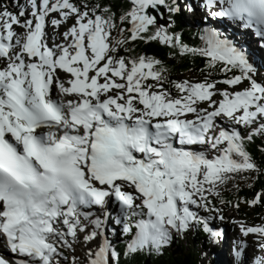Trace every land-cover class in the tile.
<instances>
[{
  "label": "snow or ice",
  "instance_id": "1",
  "mask_svg": "<svg viewBox=\"0 0 264 264\" xmlns=\"http://www.w3.org/2000/svg\"><path fill=\"white\" fill-rule=\"evenodd\" d=\"M29 3L30 8H25L17 2L19 11H9L7 4L0 3V58H7L0 70V236L6 241V250L21 257L14 264H60L56 244L71 247L67 237L75 239L78 230L85 232L86 242L98 234L103 237L101 217L81 209L92 205L103 209L109 195L119 201L125 219L129 214L142 217L135 220L136 232L127 242L125 257L143 251L159 253L171 240L169 229L184 232L192 223L203 225L215 240L219 233L189 205L207 209L205 183L207 191H214L217 182L225 183L234 174L258 171L244 142L257 134L264 136V84L253 79L255 69L244 51L209 27L201 30L203 48L182 45L179 35L169 34L163 26L142 35L156 24L149 9L164 6L175 13L178 8L167 0H131L130 10L119 17L132 24L128 39H159L162 44L179 47L181 53L208 57L209 67L219 62L222 72H240L219 82H174L185 95L173 98L161 84L165 69H154L161 64L159 60L142 55L125 61L110 54L126 43L123 38L112 47L106 43L110 30L116 27L110 8H94L90 15L87 5L81 11L69 0ZM217 5L219 10L211 11ZM205 6L210 15L237 22L264 40V0H205ZM53 12L63 19L74 13L76 20L63 33L65 41L71 37L72 42L54 44L56 51L43 42L46 17ZM60 23L51 19L52 25ZM14 25L25 29L22 37L13 31ZM14 37H18L15 48ZM88 49L90 55L85 54ZM102 60L105 63L97 67ZM57 68L74 77L68 81L70 87L56 76ZM90 69L95 74L89 75ZM100 76L104 83L98 82ZM114 77L125 82L117 83ZM149 78L157 84L142 83ZM243 80L249 85L240 91L216 88V83L233 86ZM54 84L63 95L77 99L67 103L54 100L50 95ZM154 87L161 90L148 91ZM112 89L118 90L115 95L108 94ZM216 94L219 101L213 99ZM197 102L208 106L199 108ZM188 113L195 118H186ZM217 117L252 131L242 135L235 128L226 130L216 123ZM154 118L162 119L153 122ZM217 128L213 134L211 130ZM177 133L181 144L206 141L217 149L226 142L227 147L221 148L215 159H208L204 153L174 147L171 139ZM117 181L134 187L137 195L122 191ZM196 195L201 197L199 201ZM262 196L264 193H257L246 203L256 204ZM134 199L140 203L134 204ZM81 217L91 225V231H86ZM129 230L125 223L122 233ZM241 232L244 236L255 234L260 239L259 249L264 251V225H241ZM242 255L243 246L234 250L237 264ZM88 256L87 264H110V259L111 264H120L119 253L106 237ZM0 264L11 262L0 257ZM254 264H264V257H256Z\"/></svg>",
  "mask_w": 264,
  "mask_h": 264
},
{
  "label": "trees",
  "instance_id": "2",
  "mask_svg": "<svg viewBox=\"0 0 264 264\" xmlns=\"http://www.w3.org/2000/svg\"><path fill=\"white\" fill-rule=\"evenodd\" d=\"M69 2L78 6L81 11L86 10L85 5H87V10L90 15L94 8H110L115 17L114 23L116 27L110 30L109 44L114 45L117 38H123L126 41V43L116 46V51L110 54L114 57H123L125 61L142 55L159 60L161 64L154 65V69H159L160 67L165 69L162 73L164 79L161 81V84L163 89L170 92L171 96L174 98L184 95L183 93L178 92L174 87V82L180 83V78L186 77L187 75L194 74L200 77L203 81L207 79L209 82H219L226 78H230L233 74H240L238 69H233L228 73L222 72L220 70L222 64L219 62L215 67H209L208 57L198 53H181L179 47L162 44L159 39H136L134 41L128 39L131 34L128 29L132 27V24L127 21L121 22L119 20L120 15L125 11L130 10L132 6L128 0H69ZM0 3L7 4L11 11L18 9L15 4L16 0H0ZM167 3L173 7H177L176 0H167ZM97 14L103 15L100 11H97ZM166 18L167 21L171 23V26L167 28L163 26L164 29L169 34L179 35L182 45H187L188 48L206 47L205 42L201 38V30L204 26L200 25L197 27L187 21L182 13L178 11L170 13L167 8ZM159 27L161 26L150 25L149 32L142 35H150ZM120 29H124V31L121 32ZM251 75L253 79L256 80L255 72ZM150 81L157 84L154 80ZM243 81L246 86L249 85V81ZM216 86L226 87L227 85L216 83ZM248 132H250V130ZM248 132L242 131L241 134L245 135ZM244 143L246 150L256 163L258 171L234 174L236 179L243 182L242 184H237L234 190H219L218 195L216 194L207 199V209L198 206L197 208L202 215L209 218L210 215L222 207V210L220 211L223 224H227L229 221V217H227L228 212L236 211L251 227L264 225V196H262V199L256 204L246 203V201L253 200L257 193H264V151H261V149L264 148V136L257 134L251 141L245 140ZM221 201L224 202L222 203ZM237 204L239 205L238 207ZM139 217L140 216L133 217L132 221H135ZM129 226L131 234L134 235L136 231L135 228L131 224ZM194 229L195 234L191 241L189 239L176 238L172 243V248L163 247L159 253L143 251L125 257L124 251L127 242L130 241L133 236L131 237L128 233H122L120 228L115 230L116 233L112 232L113 235L110 244L119 253L120 264H214L208 259H202L203 257L201 255L200 247L214 246L215 240L210 239L208 233L204 231L203 225L195 223ZM213 251L215 252L216 250ZM66 258L71 262L69 256H66Z\"/></svg>",
  "mask_w": 264,
  "mask_h": 264
},
{
  "label": "rangeland",
  "instance_id": "3",
  "mask_svg": "<svg viewBox=\"0 0 264 264\" xmlns=\"http://www.w3.org/2000/svg\"><path fill=\"white\" fill-rule=\"evenodd\" d=\"M179 1L182 2L181 8H183L182 5L184 4V0H179ZM186 1L191 2V1H194V0H186ZM203 1H205V0H203ZM17 2L20 5H23L25 8H30L29 0H19V1L16 0V3H15L16 5H17ZM50 2H51V0H50ZM202 2H201V4H202ZM203 4H205V2ZM202 7H203V5H202ZM181 8L178 9V11L183 14V12L181 11ZM198 8H200V7H198ZM9 11H11V10H9ZM13 11H19V9H15ZM192 12H195V11H192ZM187 14L188 13L184 14V18L185 19L190 18L191 15H192V17H193L194 20H195L196 17H198L195 14H189V15H187ZM29 16H30V12H29ZM51 17L49 18V23L47 25L48 26V34L53 35V36L55 35V37H58V36L59 37L57 38V41L56 40H52L51 43H50L49 42L50 39H51V36H50V37H48L47 41L52 45V47H53L54 44H56V45H64L63 43L65 42V39L63 37V33L66 32L70 27H72L76 23L75 14L74 13L73 14H70L67 17V19H63L59 15L58 12H55ZM53 17L55 19L61 20V23L59 24L58 28H56V25H52L51 24V19H53ZM170 26H171V23H167L166 26H164V27L167 28V27H170ZM19 28H21V27L14 25L13 26V31L15 33H17V34H20L19 36L21 37V36H23L24 33H19ZM22 31H24L23 28H22ZM15 39L16 38L14 37V40ZM69 39L72 41V38L71 37H69ZM107 40L108 41L110 40V36L108 37ZM51 45H50L49 48H51ZM109 46L112 47L113 45H110L109 44ZM15 47L16 46H15V43H14V48ZM90 52H91V50L88 49V50H86V53L85 54L86 55H90ZM108 54L109 53H106L105 55H108ZM103 63H104V61H103ZM102 65H100V66H102ZM144 71L147 72L148 70L147 69H144ZM93 74H95L94 71H93ZM93 74H90V75H93ZM108 75L111 76V73H108ZM113 79L117 83H123V81L119 77H114ZM150 80L151 79L149 78L148 80L142 81V83H144V84H152V85L155 86L156 84L154 82L150 81ZM183 81H188L190 84L204 82L200 77H198L197 75H194V74H192V75L190 74V75H187L186 77L180 78V82H183ZM98 82L99 83H104V77L103 76L98 77ZM258 82L264 84V81L258 80ZM244 85H246V84H245L244 81H242L241 84H239V85H233V86H228L227 85L226 87H217L216 86V88L217 89H226L229 92H233V91H240V90H242L243 87L245 88ZM160 90H161L160 87H154L152 89H148L149 92H151V91H157V92H159ZM117 91L118 90H116V89H112L108 94L109 95H115V93ZM105 95L103 96V98H105ZM132 95H137V94L136 93H133ZM213 99L219 101L221 99V97L219 96V94H216V95L213 96ZM207 106H208L207 102H197V107H199V108H207ZM188 115H190L189 117H195V114H192V113H188ZM159 119H162V118H154L153 122H155L156 120H159ZM223 125L226 126V130H230L229 129L230 126H231V128H235L237 131H244V130L247 131L248 130V128H246L244 125H237V124H234V123H229L228 121L225 122L224 120H223ZM251 131H252V129H250V132ZM225 144H226L225 146H227V143L226 142H225ZM220 149L221 148H219V150H218V154H220ZM209 151H210V149L209 148H205V147H203V148H201V149L198 150V152H201V153L204 152L205 154L207 153L208 154V159H215V157L217 155L215 156L213 154H209ZM242 183L243 182L241 180H238V179H236L234 177L233 179L228 180V181H226L225 183H222V184L219 183V182H217V187H216V189L214 191H207V189L209 188V185L207 183H205L204 184V188L206 189V191L203 193V195H204V197H206L208 199V198L213 197L214 195H216V193L219 190H223V191L234 190L236 188V185L237 184H242ZM129 189H130V187H129ZM129 189H126L124 191H127V192L129 191V193H132L134 196L137 195V193L135 192L134 187H131L130 190ZM109 196L110 197H107V199L105 200V203L103 205V209L97 207L98 212H97L96 216H100L102 220L104 218V215H102V212L107 211L108 206H110L111 209L113 210V205L114 204H117V200L115 199V197L112 196V195H109ZM195 198L198 201L201 199V197L199 195H196ZM133 202H134V204H139L140 203V200L134 199ZM189 207H190V210L196 212L199 217L204 218V219H207V222H208L209 226L214 231H219L220 230L221 232H224L223 233V236L219 237L218 238V241L216 240V244L218 243V248H217L218 249L217 250L218 252H219V246H221V243L225 239V234H226V237L227 236L228 237L230 236L229 237L230 241H231V239H233V241L235 240L234 243L232 242L233 245H235V247L237 246V239L239 237H241V238L244 239V241L246 243H249L250 244L249 251H251L253 253V255H256L257 257L264 256V251H261L259 249V247H258V244L260 242V239L255 234H251L250 233L248 236H244L243 233L241 232V225H244L245 226V225H247V223L244 220V218H242L240 216V214H238L236 211H229L228 214H227V217H229L230 220L228 221L227 224H222V216H221V211H220V210H222V207L220 209H218V211H215L212 215H210L209 218H207L204 215H202L200 213V210L196 207V205H189ZM115 217L116 218H120V219H123L124 218V216L121 213L118 214V211H117V215ZM82 223L87 225V222L86 221H82ZM122 227H123V225H122ZM194 227H195V223H192L189 226V228L187 230H185L184 232H177V231H175L173 229H169V231L171 232V240H170L169 244L168 245H165L164 247L172 248V243L174 242V240L176 238H179V239H189L191 241L192 238H193V236H194V234H195ZM86 231H91V225H87L86 226ZM84 235H85V232H80L78 230L77 231V236H76L75 239H73L70 236L67 237V240H68L69 244L71 245V247H67V246H64V245L59 244V243L56 244L59 252L61 253V255L58 257V259L60 261V264L61 263L62 264H73V261H75V264H87V261L89 259L88 253H89L90 250L87 249V248H83L84 250H82V248H81V245H82L81 243L83 241H85L84 240ZM221 238H223V240ZM101 240H102L101 239V236L98 234L97 237L94 240L87 241V242L94 241L93 248H92L93 253L96 250H98V247H99V244H100L99 242ZM230 244H231V242L224 241L222 245L223 246L226 245L228 247V245H230ZM238 247H239V245H238ZM212 248L213 247H211V246L210 247H208V246L202 247L201 246L200 247V251H201V255L203 257L202 259H205L206 260L208 258L210 261L212 259L213 260V263L215 264V261H216L217 256H215V252L214 251H211V253H210V250ZM229 249H230V246L223 252L224 255L227 257L226 264H236V261H235V258H234V249L231 250V251H229ZM243 253H245V252L243 251ZM80 254H82L83 257ZM66 256H69L71 258V262L68 261V259L66 258ZM54 264H55V262H54Z\"/></svg>",
  "mask_w": 264,
  "mask_h": 264
},
{
  "label": "bare ground",
  "instance_id": "4",
  "mask_svg": "<svg viewBox=\"0 0 264 264\" xmlns=\"http://www.w3.org/2000/svg\"><path fill=\"white\" fill-rule=\"evenodd\" d=\"M201 0H194V1H191V2H189V1H186V0H184V4L182 5L183 6V8H184V10L185 11H189V12H192V11H195V12H201V11H204L205 13H210V10L205 6V4H203L204 2H202V4H201ZM202 5H203V7H202ZM198 7H200V8H198ZM211 11H213V10H211ZM55 12H53V13H49L48 14V16L46 17V21H45V28H44V32H45V36H44V38H43V42L44 43H46L47 44V46L48 47H50V43L47 41V39H48V37H50L51 36V38H53L54 39V37H53V35H50V34H48V23H49V18L54 14ZM52 18V17H51ZM54 18V17H53ZM228 23V24H227ZM24 29V28H23ZM211 29H213V30H215L216 32H218V33H220L221 35H220V38L221 39H228L229 41H231L232 43H233V45L235 46V47H237V48H239V49H241V50H243L244 51V53H245V55H246V57H247V59L253 64V66H255V67H257V68H261L262 67V70H263V68H264V64H263V59L261 60L262 61V63H261V61H256L255 60V58H256V56L258 57V58H260L259 56H258V53H260V48H258V47H254L253 45H255V44H253V42L254 41H249V39H248V37H246V36H243V35H241L240 33L238 34L237 32L238 31H236V28H235V25L233 26L232 24H229V22L228 21H225V23H224V26H222V27H211ZM18 31V30H17ZM25 32V29H24V31H22V27L21 28H19V33H24ZM20 35V34H19ZM55 36V35H54ZM22 37V36H21ZM59 37V36H58ZM58 37H55V39H56V41H57V38ZM15 38H18V37H15ZM70 43V39L68 38V40L67 41H65L63 44L64 45H66V44H69ZM85 43H87V41H85ZM49 44V45H48ZM51 48H53L52 47V45H51ZM18 50V49H17ZM53 50L54 51H56V49L55 48H53ZM74 50L73 49H69V52L70 53H72ZM263 58H264V55H263ZM25 59L27 60V57H25ZM6 62H7V58L5 57V58H0V70L2 69V68H4V66H5V64H6ZM103 64V61H101L100 62V65H102ZM100 65H97V67H99ZM82 66V65H81ZM90 74H93V70H91L90 69V72H89ZM56 76H58L59 78L60 77H62V78H67L68 77V75H66V74H64V73H58L57 72V74H56ZM264 77V76H263ZM262 81H264V79L262 80ZM245 87H247L246 85H244ZM244 88V87H243ZM57 93L58 94H60V91L58 90L57 91ZM65 96V95H64ZM51 97L52 98H55L56 99V97H57V95H54L53 94V96H52V94H51ZM71 97H73V96H71ZM68 99H70L69 98V96H67V100ZM223 120L225 121V122H227L228 120H227V118H224V117H217L216 118V123L217 124H220L221 125V127H224L225 129H226V126H224L223 125ZM231 127V126H230ZM175 147H176V145H175ZM176 148H180V149H183V150H185V151H190V152H195V153H201V152H198V150L199 149H201V148H203V147H195V148H189V147H187V146H185V145H182V146H180V147H176ZM202 153H204V152H202ZM205 154V153H204ZM116 183H120L121 184V188H122V191H124V190H126V189H129V186H128V184L127 183H124V182H120V181H117ZM130 189H131V187H130ZM129 189V190H130ZM129 192V191H128ZM111 208V207H110ZM120 209H121V205H120V203H119V201H117V204H114L113 205V210H111V216H113V215H115L116 213H117V211H118V214H120L121 213V211H120ZM117 210V211H116ZM115 213V214H114ZM117 215V214H116ZM96 216V215H95ZM220 231V230H219ZM223 233L224 232H221L220 233V236H223ZM71 237V236H70ZM230 237V236H229ZM229 237L227 236L226 237V234H225V239L223 240V238H222V243H221V246H219V252L216 250L215 251V256H217V258H216V261H215V264H226V260H227V257L224 255V251L230 246V248L231 247H233V239H231V241H230V239H229ZM101 241L99 242V243H102V241H103V237L101 236ZM224 241H226V242H231V244L230 245H228V247L226 246V245H222L223 244V242ZM250 242V241H249ZM93 243H94V241H91V242H86V241H83L81 244V248H82V250H84L83 248H87V249H89V250H92V248H93ZM100 245V244H99ZM238 248H240V246L238 247ZM249 248H250V244H249ZM93 251V250H92ZM255 251V250H254ZM84 252V251H83ZM245 253H243V255H242V259H241V263L240 264H251L250 263V260L251 259H253V260H255V258L257 257L256 255H253V253L251 252V251H249V250H245L244 251ZM255 254V253H254ZM257 254V253H256ZM82 257H83V255L82 254H80ZM261 257H264V256H261ZM86 258V257H85ZM229 260V259H228Z\"/></svg>",
  "mask_w": 264,
  "mask_h": 264
},
{
  "label": "water",
  "instance_id": "5",
  "mask_svg": "<svg viewBox=\"0 0 264 264\" xmlns=\"http://www.w3.org/2000/svg\"><path fill=\"white\" fill-rule=\"evenodd\" d=\"M131 3V0H128ZM150 14H154L156 16V24L158 26H166L167 21L166 18V8L164 6H158L156 9H149Z\"/></svg>",
  "mask_w": 264,
  "mask_h": 264
}]
</instances>
